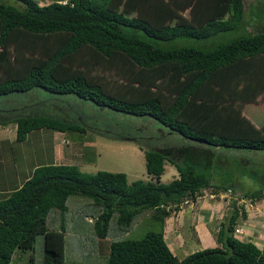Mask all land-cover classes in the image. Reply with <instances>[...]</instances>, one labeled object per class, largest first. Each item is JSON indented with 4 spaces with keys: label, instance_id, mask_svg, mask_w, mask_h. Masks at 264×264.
I'll list each match as a JSON object with an SVG mask.
<instances>
[{
    "label": "trees",
    "instance_id": "trees-1",
    "mask_svg": "<svg viewBox=\"0 0 264 264\" xmlns=\"http://www.w3.org/2000/svg\"><path fill=\"white\" fill-rule=\"evenodd\" d=\"M11 1L0 0V96L35 88L74 93L100 107L150 115L194 143L145 148L129 131H105L144 149L147 180L71 163L35 166L0 198V264H11L16 249L18 259L31 253L26 264H264V249L234 233L237 206L216 233L221 245L178 258L164 238L165 217L185 199L195 201L206 188L237 190L236 174L250 171L238 172L240 157L230 150H264V121L257 125L243 113L247 102L264 101V22L250 24L244 0ZM229 30L238 34L212 46L179 43ZM9 123H16L17 140L45 127L86 131L48 113L0 114V125ZM166 160L178 173L163 182ZM71 195L82 197L76 218ZM242 196L264 198V183ZM72 220L82 232L75 243L81 255L67 233Z\"/></svg>",
    "mask_w": 264,
    "mask_h": 264
},
{
    "label": "rangeland",
    "instance_id": "rangeland-1",
    "mask_svg": "<svg viewBox=\"0 0 264 264\" xmlns=\"http://www.w3.org/2000/svg\"><path fill=\"white\" fill-rule=\"evenodd\" d=\"M11 1V0H10ZM46 3L50 0H38ZM12 2V1H11ZM247 11L253 20L250 24L260 25L264 22V16L260 17L261 10L264 9V0H244ZM19 4V2H16ZM187 9L184 13H187ZM261 14V15H260ZM260 15V16H259ZM250 25L248 30L253 31ZM263 25V24H262ZM238 34L237 30L221 32L211 38L195 39L182 38L179 43H192L200 46H212L220 41H227ZM17 108V109H15ZM0 114L21 115L29 113H48L70 121H75L86 128L85 132L64 131L60 132L52 128L35 129L31 131V136L36 138L38 143L32 145H21L17 140L0 141V158L7 159L11 151L19 157L24 156L23 162L18 158V164L23 165L19 170L23 171L33 164L56 163L52 160L53 147L55 141L63 139L64 150L61 151L62 162L79 166L81 170L95 172L98 169L110 171H123L127 175L128 182L134 179H150L146 172L144 149L134 140L124 138L108 137L104 132L114 134L131 132L133 136L140 138L139 143L145 148H173L192 145L194 140L185 137L177 132L169 133L168 129L150 115H134L108 107H100L90 99H84L74 93L51 94L43 89L28 92H11L0 96ZM243 113L255 124L259 125L264 121V101L247 102L243 107ZM14 126V123H9ZM99 132H103L99 133ZM239 159L235 161L238 172L249 170V173L238 175V187L235 192L230 188L212 192L211 188H206L199 194L196 202L190 200L188 203L182 202V208L176 213L167 215L164 220V232L166 241L169 242L170 249L182 258L188 253L204 248L221 245L216 239V233L221 222L227 221L230 214L237 206L240 215L235 225L234 233L241 239H251L260 248L264 249V198L250 199L242 196V192L247 189H256L264 183V150L254 149H232ZM36 154L39 156L36 157ZM22 158V157H21ZM242 158V159H241ZM230 164V163H229ZM229 164H227V169ZM232 165V164H230ZM29 169V168H28ZM253 170L258 171L259 177ZM177 169L168 160L165 161V169L161 175V181L167 182L177 176ZM242 173V172H241ZM17 175V174H16ZM23 177V175H22ZM78 199V200H75ZM82 197L69 196L67 202L70 204V213L76 218L82 209ZM82 206H76L77 204ZM244 206L245 214H242ZM87 207V206H84ZM85 219L93 220L92 215L87 214ZM207 219L208 222L205 221ZM173 221V227L167 221ZM204 229L206 239L204 241L203 231L199 233L200 227ZM74 221H70L67 233L70 242L75 245L80 237V227L72 226ZM177 224V227H174ZM84 228V227H83ZM175 228V229H174ZM171 229H174L173 231ZM139 233V227L137 228ZM171 231L174 233L172 238ZM84 234V233H83ZM172 238V239H171ZM79 249L80 255L83 252L81 246L75 245L72 251ZM16 249L11 258V264L28 263L30 252H23L24 257L18 259L20 251ZM77 251V250H76ZM85 253V251H84ZM83 253V254H84ZM38 261V258L36 259Z\"/></svg>",
    "mask_w": 264,
    "mask_h": 264
},
{
    "label": "crops",
    "instance_id": "crops-1",
    "mask_svg": "<svg viewBox=\"0 0 264 264\" xmlns=\"http://www.w3.org/2000/svg\"><path fill=\"white\" fill-rule=\"evenodd\" d=\"M14 124H15L14 126L10 124L0 125V141L9 140L11 142H14L17 140L16 139V123ZM39 129H42V128H39ZM31 131L27 133V136L25 139L17 140V141L20 142L21 145H30L32 148V145H35L38 143L37 139H41V138L40 137L36 138L37 137L36 134H35V137L31 136ZM62 140L63 139H61V141L54 140L55 146L53 147L52 160H56V163H58V161L62 162V159H63V157L60 155L61 151L64 150V143ZM38 156L39 155L36 154V157ZM21 157L17 155V158H15V154L13 153V151H11V153L9 154V158L7 159L0 158V198L7 196L12 190L18 188L24 182V180H26L30 176L34 167L37 165H40L39 162H36L35 164L31 166V168L28 167L29 169L27 168L21 171L19 169L23 165V163L22 165H19L18 158H19V161L21 160L22 162H23V159H25L24 156H21ZM197 199L198 197L196 198L195 201H192V202H196ZM205 221L208 222L207 219H205ZM206 222L202 223L205 227H200V230H199V233L201 232V230L203 231V233L202 232L201 233L204 235L203 236L204 241L206 239L205 232H204V229L206 228V224H207ZM167 223L168 225L173 227L172 226L173 221L168 220ZM174 227H177V224ZM174 229H171V230L173 231ZM172 231L170 235H172L171 237L173 238L175 235ZM164 238L166 240L165 232H164ZM166 242L169 246V242L168 241Z\"/></svg>",
    "mask_w": 264,
    "mask_h": 264
},
{
    "label": "clouds",
    "instance_id": "clouds-1",
    "mask_svg": "<svg viewBox=\"0 0 264 264\" xmlns=\"http://www.w3.org/2000/svg\"><path fill=\"white\" fill-rule=\"evenodd\" d=\"M189 201H190V199H185V201H184V202L188 203ZM184 202H183V203H184Z\"/></svg>",
    "mask_w": 264,
    "mask_h": 264
},
{
    "label": "water",
    "instance_id": "water-1",
    "mask_svg": "<svg viewBox=\"0 0 264 264\" xmlns=\"http://www.w3.org/2000/svg\"><path fill=\"white\" fill-rule=\"evenodd\" d=\"M201 140V139H200Z\"/></svg>",
    "mask_w": 264,
    "mask_h": 264
}]
</instances>
